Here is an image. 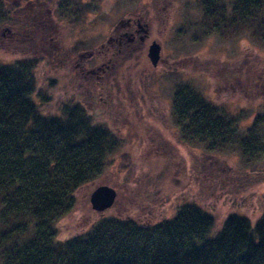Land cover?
Returning <instances> with one entry per match:
<instances>
[{
	"label": "rangeland",
	"instance_id": "374dc122",
	"mask_svg": "<svg viewBox=\"0 0 264 264\" xmlns=\"http://www.w3.org/2000/svg\"><path fill=\"white\" fill-rule=\"evenodd\" d=\"M233 1L224 0L226 13ZM259 1L264 11V0ZM28 9L24 33L8 19L7 24H0V63L32 51L43 52L49 46L61 48L56 62L50 61L48 67L39 62L38 91L51 96L44 106L53 109L76 90L82 91L88 112L101 116L99 120L108 117V128L120 135L123 143L116 155L126 154L125 177L132 178L126 183L111 166L96 183L83 187L74 210L57 225L58 239L87 230L101 215L129 212L138 222L151 223L171 217L186 202L213 217V233L229 214L254 222L264 213V94L260 93L264 90V38L246 29L210 32L202 21L200 0H87L83 13L65 5V0L44 6L34 0ZM136 19L147 29V38L142 42L136 38L128 51L120 48L100 82L93 83L89 75L83 78L75 65L111 38L115 41L117 31H124L126 23ZM60 33L65 37L54 44L52 40L59 39ZM153 40L161 44L155 67L146 57ZM94 60L86 61L85 71L96 70L107 61ZM42 74L55 78L56 87L46 88L48 82L39 78ZM177 86H189L225 110L236 126L237 140L255 130L259 140L256 159L245 165L234 143L213 152L218 170L207 171L198 158L204 157L202 149L182 142L177 132L172 114ZM100 184L117 192L113 206L102 213L88 203L89 193Z\"/></svg>",
	"mask_w": 264,
	"mask_h": 264
},
{
	"label": "trees",
	"instance_id": "16d2710c",
	"mask_svg": "<svg viewBox=\"0 0 264 264\" xmlns=\"http://www.w3.org/2000/svg\"><path fill=\"white\" fill-rule=\"evenodd\" d=\"M32 1L0 0V24L8 19L24 33ZM39 1L43 6L55 2ZM200 3L210 32L246 29L264 38L259 0H234L228 13L224 0ZM66 4L83 13L87 0ZM64 37L60 33L52 41ZM55 47L0 63V264H264V213L254 222L229 214L213 233V217L192 202L151 223H140L129 212L101 215L87 230L57 238L58 223L74 210L83 187L92 186L111 166L126 183L132 178L125 177L126 154L116 155L123 143L120 135L108 128V117L99 120L88 112L82 91L53 109L44 106L51 96L38 91L39 62L47 67L56 62L61 48ZM39 78L48 82L46 88L56 87L55 78ZM172 114L180 140L202 149L204 157L198 158L207 171L218 170L211 157L227 145L238 146L245 165L259 153L255 130L237 140L226 111L189 86L174 90Z\"/></svg>",
	"mask_w": 264,
	"mask_h": 264
},
{
	"label": "flooded vegetation",
	"instance_id": "af4514ba",
	"mask_svg": "<svg viewBox=\"0 0 264 264\" xmlns=\"http://www.w3.org/2000/svg\"><path fill=\"white\" fill-rule=\"evenodd\" d=\"M127 26L125 27L124 31H117L119 34V37H115L114 40H108L107 45H102L97 51H94L95 53H91L88 56L87 60H94V58L99 59V60H107L106 64L105 63H100V66H98V68H96V70H84L83 65L86 63V61H82L80 65H75V68L78 67L79 69V74L83 76V78L89 77L92 78L93 81L95 82H100V79L103 76V73L106 72V69L109 68V64L110 61L113 59L112 56L119 54L118 52L121 51L120 48L122 49V47H124L123 49H125L126 51L129 50V47L131 44H133L136 41V38L139 40V42L144 41V39L147 38V29L144 27L143 24H141L140 19H136V20H129L127 23ZM133 25L135 26L132 32V27ZM146 29V36L143 33V30ZM144 35L143 38H141V36ZM126 37V39L123 41V39ZM115 46H117V52H114V48H116ZM94 55V56H93ZM98 71V73L100 75H96V72ZM95 74V77L93 76Z\"/></svg>",
	"mask_w": 264,
	"mask_h": 264
},
{
	"label": "water",
	"instance_id": "95a60500",
	"mask_svg": "<svg viewBox=\"0 0 264 264\" xmlns=\"http://www.w3.org/2000/svg\"><path fill=\"white\" fill-rule=\"evenodd\" d=\"M146 36V29L143 30ZM144 35L141 36L143 38ZM146 57L153 67L157 66L161 57V44L157 41H151L147 46ZM117 196L116 190L109 185L100 184L95 186L88 196V203L92 210L103 212L111 208Z\"/></svg>",
	"mask_w": 264,
	"mask_h": 264
}]
</instances>
